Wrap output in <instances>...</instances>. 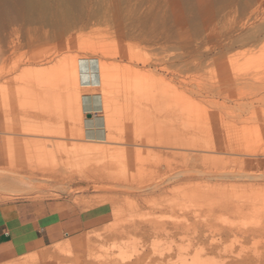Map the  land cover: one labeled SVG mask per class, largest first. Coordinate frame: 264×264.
Returning a JSON list of instances; mask_svg holds the SVG:
<instances>
[{
	"label": "rangeland",
	"instance_id": "obj_1",
	"mask_svg": "<svg viewBox=\"0 0 264 264\" xmlns=\"http://www.w3.org/2000/svg\"><path fill=\"white\" fill-rule=\"evenodd\" d=\"M0 122V205L104 212L0 264L264 261V0H0Z\"/></svg>",
	"mask_w": 264,
	"mask_h": 264
},
{
	"label": "crops",
	"instance_id": "obj_2",
	"mask_svg": "<svg viewBox=\"0 0 264 264\" xmlns=\"http://www.w3.org/2000/svg\"><path fill=\"white\" fill-rule=\"evenodd\" d=\"M80 101L83 138L87 141H105L109 131L102 96L99 93H85ZM103 219L104 212L99 207L85 211L62 206L55 200L0 205V263L58 242Z\"/></svg>",
	"mask_w": 264,
	"mask_h": 264
},
{
	"label": "bare ground",
	"instance_id": "obj_3",
	"mask_svg": "<svg viewBox=\"0 0 264 264\" xmlns=\"http://www.w3.org/2000/svg\"><path fill=\"white\" fill-rule=\"evenodd\" d=\"M106 56H107V55H106ZM111 56H112V55H111ZM113 57H114V56H113ZM27 93H28V94L31 93V90H30V89H26V90H25V94H27ZM209 94H210V93H209ZM4 95H5V94H4ZM30 95H31V94H30ZM13 96H14V95H13ZM25 97H26V96H25ZM1 98H2V97H1ZM3 98H4V97H3ZM77 115H78L79 118H81V116H82V112H81V104H78V106H77ZM3 118H4V117H3ZM4 119H5V118H4ZM1 120H2V118H1ZM3 121H4V120H3ZM7 122H8V121H6V123H7ZM1 123H2V122H0V124H1ZM8 123H9V122H8ZM8 123H7V124H8ZM2 124L4 125L5 123L3 122ZM13 124H14V123H13V120H12V124H10V125L15 126V127L17 128L16 124H15V125H13ZM8 125H9V124H8ZM8 125H7V126H8ZM10 125H9V126H10ZM5 126H6V124H5L4 126H2V128H3V127L5 128ZM12 126H11L10 128H12ZM15 127H13V128H15ZM4 128H3V130H4ZM7 129H9V128H7ZM7 129H6L5 131H7ZM18 129H20V128H18ZM21 129H22V128H21ZM21 129H20V130H21ZM11 130L14 131V129H11ZM20 130H19V131H20ZM15 131H17V129H16ZM15 131H14L13 133H15ZM19 131H18V132H19ZM22 131H23V130H21L20 132H22ZM8 132H9V131H8ZM23 132H24L25 134H28L29 132H30V133H33L32 131H28V130H24ZM10 133H12V131H11ZM34 133H35V134H38V135H43V133H37V132H34ZM77 134H78L79 136L83 137L82 132H79V133H77ZM4 137H5V136H3V139H4ZM0 138L2 139V137H0ZM1 139H0V140H1ZM13 140H14V139H13ZM23 140H24V139H23ZM44 142H45L44 140H39V144H41V145H43ZM202 143H203V142H202ZM205 143H208V142L205 141ZM208 144H209V143H208ZM55 145L57 146V144H55ZM204 145H205V144H204ZM211 145H212V144H211ZM217 145H218V144H217ZM209 146H210V145H209ZM219 146H220V145H219ZM226 146H227V145H226ZM229 146H230V145H229ZM229 146H228V147H229ZM210 147H211V146H210ZM210 147H209V148H210ZM213 147H214V146H213ZM228 147H227V148H228ZM225 148H226V147H225ZM232 148H233V147H232ZM212 149H214V148H212ZM215 149H221V146H220L219 148L216 147ZM229 149H230V148H229ZM233 150H234V148H233ZM249 150H251V149H249ZM251 151H252V150H251ZM8 152H9V151H7V153H8ZM45 153H46V152H45ZM10 154H11V153H10ZM10 154H9V155H10ZM43 154H44V152H43ZM47 155H49V154L47 153ZM46 163H50V159H49L48 161H46ZM2 170H3V169H0V173H2ZM3 171H4V170H3ZM10 171H11V170H10ZM196 171H197V170H196ZM229 171H230V170H229ZM14 172H15V171H14ZM208 173H209V172H208ZM225 174H226V173H225ZM218 175H220V174H218ZM229 175H230V174H229ZM231 175H232V174H231ZM236 175H237V174H236ZM236 175H235V178H236V177L239 178V176H236ZM238 175H240V177H241V174H238ZM242 175H245V174H242ZM253 175H254V174H253ZM227 176H228V175H227ZM256 176H259V175H256ZM260 176H261V175H260ZM223 177H224V176H223ZM233 177H234V176H233ZM244 177H246V176H244ZM247 177H249V179H250L252 176H248V175H247ZM226 178H227V177H226ZM251 179H254V178H251ZM63 189H64V188H63ZM245 232H246V231H245ZM243 233H244V232H243ZM246 233H247V232H246ZM83 239H84V238H83ZM72 241H73V240H72ZM72 241H71V242H72ZM76 241H77V239H76V240L74 239V242H76ZM79 241H81V240H79ZM79 241H78V242H79ZM78 242H77V243H78ZM81 242H82V241H81ZM81 242H80V243H81ZM77 243H76V244H77ZM80 243H79V244H80ZM73 244H75V243H73ZM76 244H75V245H76ZM77 245H78V244H77ZM77 245H76V246H77ZM73 246H74V245H73ZM69 248H70V244H68V243H66V242H65V244H59V245H58V249H59L60 251H64V250L67 251V249H69ZM256 258H257V259H253V258H251V257H246V258H242L241 261H239V262H236V263L228 262V263H226V264H253L254 262H255L254 264H264V261H263L261 258H258V257H256Z\"/></svg>",
	"mask_w": 264,
	"mask_h": 264
}]
</instances>
